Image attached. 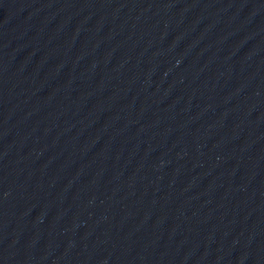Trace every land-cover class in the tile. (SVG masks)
<instances>
[{
	"label": "water",
	"instance_id": "water-1",
	"mask_svg": "<svg viewBox=\"0 0 264 264\" xmlns=\"http://www.w3.org/2000/svg\"><path fill=\"white\" fill-rule=\"evenodd\" d=\"M0 264H264V0H0Z\"/></svg>",
	"mask_w": 264,
	"mask_h": 264
}]
</instances>
